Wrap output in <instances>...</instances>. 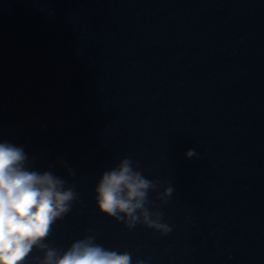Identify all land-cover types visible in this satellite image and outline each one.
I'll use <instances>...</instances> for the list:
<instances>
[{"label": "water", "instance_id": "water-1", "mask_svg": "<svg viewBox=\"0 0 264 264\" xmlns=\"http://www.w3.org/2000/svg\"><path fill=\"white\" fill-rule=\"evenodd\" d=\"M0 142L77 193L20 264L88 236L132 264H264V0H0ZM125 158L167 234L99 210Z\"/></svg>", "mask_w": 264, "mask_h": 264}, {"label": "clouds", "instance_id": "clouds-1", "mask_svg": "<svg viewBox=\"0 0 264 264\" xmlns=\"http://www.w3.org/2000/svg\"><path fill=\"white\" fill-rule=\"evenodd\" d=\"M186 155L191 158L198 154L190 149ZM26 159L22 147L0 142V264H20L33 246L49 235L50 226L72 210L77 197L73 188L65 190V181L53 174L26 169ZM158 184L145 178L133 168L132 160L125 158L117 169L103 174L96 188L99 210L117 220L126 216L129 228L135 227L139 220L136 213L141 210L147 227L163 229L167 234L171 228L151 220L145 208L149 190ZM172 192L168 187L164 197H170ZM94 240L88 236L75 241L55 264H132L129 252L105 249ZM54 255V251L47 253L46 264H52Z\"/></svg>", "mask_w": 264, "mask_h": 264}]
</instances>
